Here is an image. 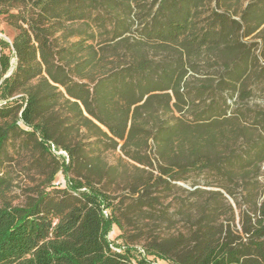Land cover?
<instances>
[{"label":"trees","instance_id":"16d2710c","mask_svg":"<svg viewBox=\"0 0 264 264\" xmlns=\"http://www.w3.org/2000/svg\"><path fill=\"white\" fill-rule=\"evenodd\" d=\"M0 16V264H264V134L226 109L264 79V0H0ZM200 61L219 74L193 85Z\"/></svg>","mask_w":264,"mask_h":264},{"label":"rangeland","instance_id":"374dc122","mask_svg":"<svg viewBox=\"0 0 264 264\" xmlns=\"http://www.w3.org/2000/svg\"><path fill=\"white\" fill-rule=\"evenodd\" d=\"M14 34H15V30L12 29L10 26H8L4 22V20L2 19V16H0V37L10 39L14 36ZM257 47H259V45ZM197 69H198L197 72L193 73V75L191 77V83L193 85H200V84L205 82L204 80L212 78V77H218V74H219L217 71V68H211V67L207 66L205 61L198 62ZM246 83L248 84V87L250 89H253V93L249 96L250 98L243 101V102L240 101L239 104H235V98H233V99L230 98L228 100L229 106L226 109H227L228 115L233 114L234 112L237 111V109H241L242 113H240L239 116L241 118L242 123L245 125L256 127V134H255L254 138L257 139L259 134H264V125L260 124L257 120V117H256L257 112L260 109L264 108V79L258 82V81H255V80L250 78L247 80ZM218 92H219L218 97H240L238 92L233 93L230 90L222 91V93L220 91H218ZM210 97H212V95ZM237 145L239 147V150L242 151V150L247 148L248 142L244 137H240L237 141ZM57 153L62 154L61 151H58ZM119 153L120 152L118 151V153H116V154H111L109 156L110 161L114 162L117 159V154H119ZM126 160L128 162V165L130 166V168H133V164H135V163L133 161L128 160V159H126ZM14 169H15L16 183H19L20 185L23 186L24 183H26V181H28L26 174L17 164H15ZM191 175L193 176V179L197 180L200 183H204L206 181V177L203 174L197 175L195 173H192ZM58 179L62 185L67 184L66 177L63 173L59 174ZM258 180L260 181L261 189L263 190L264 189V163L261 165V170H260V173L258 175ZM238 182L240 184H242V180H238ZM177 184L184 187V188H187L189 190L193 189L189 183H186L183 181H179V182H177ZM206 188H212V187L207 186ZM116 190H117V193L126 192V191H128V186L125 184H122L120 186H116ZM243 190L244 189L242 188L241 185H239L236 188V191L238 192L239 195L242 194ZM15 193L20 194L21 188L17 187L15 190ZM187 197H188L187 192H184V191H181V190L174 188L169 199L173 198L176 200H180V198L186 199ZM263 198H264V196L260 197L261 200H263ZM228 199L235 206L233 199L230 197ZM163 208H165V206L158 205L155 213H159L160 210ZM171 210H172V208H171ZM238 212L239 211H237V215L239 214ZM144 223L147 224L150 222H144ZM144 223L143 222H137V220H135V223L133 225L129 226L130 233H135L138 230V228H140V227L144 228V230L154 229L156 231V233L159 232L160 230H167L168 229L167 223L160 224L161 226H155L154 223H150L147 226ZM120 233L121 232H120L119 228L116 225H114L112 230L108 234V238L110 239L112 246L117 250H121V248L119 247L120 240L117 237ZM139 244L143 245L144 243L139 242ZM155 260H156L155 262L157 264H169L167 261H164V260H160V259H155Z\"/></svg>","mask_w":264,"mask_h":264},{"label":"water","instance_id":"95a60500","mask_svg":"<svg viewBox=\"0 0 264 264\" xmlns=\"http://www.w3.org/2000/svg\"><path fill=\"white\" fill-rule=\"evenodd\" d=\"M8 40H9V39H8ZM14 61H15V60H13V62H14ZM12 71H13V69L10 70V73H11Z\"/></svg>","mask_w":264,"mask_h":264},{"label":"built area","instance_id":"2783aa9c","mask_svg":"<svg viewBox=\"0 0 264 264\" xmlns=\"http://www.w3.org/2000/svg\"><path fill=\"white\" fill-rule=\"evenodd\" d=\"M61 152H62V154L66 155V153H65V152H63V151H61Z\"/></svg>","mask_w":264,"mask_h":264}]
</instances>
